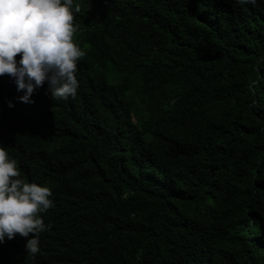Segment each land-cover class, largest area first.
Returning a JSON list of instances; mask_svg holds the SVG:
<instances>
[{
  "label": "trees",
  "instance_id": "obj_1",
  "mask_svg": "<svg viewBox=\"0 0 264 264\" xmlns=\"http://www.w3.org/2000/svg\"><path fill=\"white\" fill-rule=\"evenodd\" d=\"M75 2L77 95L0 77V145L54 201L0 264H264V0Z\"/></svg>",
  "mask_w": 264,
  "mask_h": 264
},
{
  "label": "clouds",
  "instance_id": "obj_2",
  "mask_svg": "<svg viewBox=\"0 0 264 264\" xmlns=\"http://www.w3.org/2000/svg\"><path fill=\"white\" fill-rule=\"evenodd\" d=\"M256 2L237 0L241 5ZM79 12L75 0H0V77L15 82L23 92L20 102L34 103L32 96L45 84L53 100L77 95V63L86 54L73 39L74 14ZM13 106L9 101L8 107ZM20 175L16 159L0 145V244L17 234H32L25 251L34 255L40 251L39 234L51 228L41 214L54 201L49 187Z\"/></svg>",
  "mask_w": 264,
  "mask_h": 264
}]
</instances>
